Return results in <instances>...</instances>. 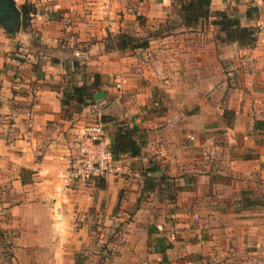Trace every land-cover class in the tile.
<instances>
[{
	"label": "crops",
	"instance_id": "0c3cea01",
	"mask_svg": "<svg viewBox=\"0 0 264 264\" xmlns=\"http://www.w3.org/2000/svg\"><path fill=\"white\" fill-rule=\"evenodd\" d=\"M14 1L30 18L25 30L0 26V264H75L95 222L128 209L116 259L264 264V0L210 1L212 13L234 9L258 29L253 46L217 43L210 17L109 52L107 34L159 30L171 0ZM95 80L92 104L61 105ZM94 123L108 146L120 125L137 127L141 153L66 183ZM153 226L167 237L151 239Z\"/></svg>",
	"mask_w": 264,
	"mask_h": 264
},
{
	"label": "trees",
	"instance_id": "16d2710c",
	"mask_svg": "<svg viewBox=\"0 0 264 264\" xmlns=\"http://www.w3.org/2000/svg\"><path fill=\"white\" fill-rule=\"evenodd\" d=\"M211 0H171L170 10L166 18L165 25H160L159 30L155 33L149 32L140 39L134 33H128L125 30H120L118 33H110L102 40L104 43L105 52L122 49L145 48L149 45V41L153 36H165L173 34L181 26L190 25L192 22H197L200 18L209 19L210 23L217 27L215 40L219 44L237 42L242 47H250L255 44L256 33L258 29L252 26L242 25L237 12L232 9L229 11H216L212 13L210 10ZM21 18L23 22V30L28 26L30 7L24 4L20 7ZM173 11V12H172ZM246 18H252L251 8L245 12ZM171 20V21H170ZM1 26V25H0ZM7 33H11L7 31ZM95 80L91 84H81L74 86L72 91L61 97V105L66 106L71 101L76 103V110H81L82 107L93 103L94 94L99 91L100 85ZM139 129L135 126L131 127L128 124L120 125L115 133L109 149L114 157L122 153H127L131 156H138L141 153L142 139Z\"/></svg>",
	"mask_w": 264,
	"mask_h": 264
},
{
	"label": "rangeland",
	"instance_id": "374dc122",
	"mask_svg": "<svg viewBox=\"0 0 264 264\" xmlns=\"http://www.w3.org/2000/svg\"><path fill=\"white\" fill-rule=\"evenodd\" d=\"M168 13H171L170 9H169ZM165 24H166L165 22L161 23V25H165ZM132 30L133 29L128 28L125 31L128 33L132 32V34H133ZM134 34L138 35L137 33H134ZM143 36H145V35L144 34L140 35L139 36L140 39H142ZM128 49H130V48H128ZM136 49H138V48H136ZM66 178H69V179L73 178L71 171H69ZM69 179H66V183H70ZM253 182L256 184V187L258 189L260 184H261L259 178L258 177L253 178ZM258 194H260L261 196L264 195L261 191H259ZM261 196H259V198ZM134 212H135V210L128 209L125 211L124 215L120 216L122 218L121 221H119V220L115 221L114 220L113 222L107 224L106 226L103 225V221L100 222L99 224L95 222V224H94L95 227H93V228H94L97 236H96V238H94V236H93L94 241H91L90 243H88V248H86L82 252L81 251L77 252V256L75 257V264H121L120 261L128 262V264H130V262L127 260L116 259V258L119 257L120 252H121L120 249L124 244L123 239L125 238V233H126L127 228H128L126 223H128L130 220H132L131 217L133 216ZM101 214H103V212ZM98 227H100V228H98ZM154 229L158 230L156 226H153L150 228V230H154ZM162 229H164V228L162 227ZM160 232L162 233L161 235H159V230H158V233L156 232L153 236L151 235V237H153L151 239L154 240L156 238L162 239V238L167 237V234L164 233L163 230H160ZM100 234H102V242L101 243L98 240ZM148 242H150V240ZM177 244H179V243H177ZM87 251H90V252H87ZM162 262H163V260H162Z\"/></svg>",
	"mask_w": 264,
	"mask_h": 264
},
{
	"label": "built area",
	"instance_id": "2783aa9c",
	"mask_svg": "<svg viewBox=\"0 0 264 264\" xmlns=\"http://www.w3.org/2000/svg\"><path fill=\"white\" fill-rule=\"evenodd\" d=\"M119 87V82L116 81ZM113 156L105 140L101 123L88 125L77 139L76 153L69 171L73 178L69 182H88L94 177L101 176L111 169Z\"/></svg>",
	"mask_w": 264,
	"mask_h": 264
},
{
	"label": "water",
	"instance_id": "95a60500",
	"mask_svg": "<svg viewBox=\"0 0 264 264\" xmlns=\"http://www.w3.org/2000/svg\"><path fill=\"white\" fill-rule=\"evenodd\" d=\"M20 8L14 0H0V25L7 31H17L22 26Z\"/></svg>",
	"mask_w": 264,
	"mask_h": 264
}]
</instances>
